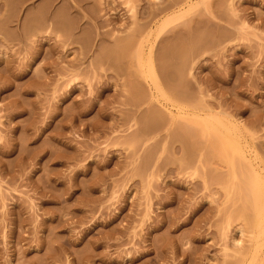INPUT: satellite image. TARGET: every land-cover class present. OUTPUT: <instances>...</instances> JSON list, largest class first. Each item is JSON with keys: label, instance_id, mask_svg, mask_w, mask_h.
<instances>
[{"label": "rangeland", "instance_id": "obj_1", "mask_svg": "<svg viewBox=\"0 0 264 264\" xmlns=\"http://www.w3.org/2000/svg\"><path fill=\"white\" fill-rule=\"evenodd\" d=\"M263 201L264 0H0V264H264Z\"/></svg>", "mask_w": 264, "mask_h": 264}, {"label": "bare ground", "instance_id": "obj_2", "mask_svg": "<svg viewBox=\"0 0 264 264\" xmlns=\"http://www.w3.org/2000/svg\"><path fill=\"white\" fill-rule=\"evenodd\" d=\"M129 37V36H128ZM192 37V36H191ZM126 38H127V36H126ZM185 38V37H184ZM183 38V39H184ZM123 39V38H122ZM197 39V38H196ZM121 40V39H120ZM124 40H125V38H124ZM129 40V39H128ZM200 40V39H199ZM121 41H123V40H121ZM126 41V40H125ZM193 41V40H192ZM117 42H118V40H117ZM124 42V41H123ZM123 42L121 43V45L123 44ZM189 42V41H188ZM119 43V42H118ZM126 43V42H125ZM124 43V44H125ZM178 43V42H177ZM176 43V44H177ZM175 44V43H174ZM176 44H175V46H176ZM190 44V43H189ZM191 44H192V42H191ZM168 45V44H167ZM173 45V44H172ZM114 46H116L115 48H117V45H114ZM193 46V45H192ZM191 45L190 46H188V48L189 47H192ZM119 47V46H118ZM173 47V46H172ZM171 46H170V48H172ZM168 48H169V46H168ZM175 48V47H174ZM181 48V47H180ZM180 48H176L175 50H182V49H180ZM120 49V48H119ZM166 49V48H165ZM165 49H163V50H165ZM194 49V48H193ZM192 49V50H193ZM170 50V49H169ZM168 50V51H169ZM174 50V49H173ZM172 51V50H171ZM138 52H140V51H138ZM170 52V51H169ZM174 52H178V51H173V53ZM180 52V51H179ZM179 52L177 53V55H180V54H182L181 52H180V54H179ZM187 52V51H186ZM190 52V51H189ZM167 53V51L165 50L164 51V53H163V57L162 58H164V57H166V56H164L165 54ZM171 53V52H170ZM169 53V54H170ZM172 53V54H173ZM192 53V52H191ZM168 54V53H167ZM166 54V55H167ZM167 55V56H169L170 57V55ZM185 54V53H184ZM190 54V53H189ZM174 55V54H173ZM187 57H188V53L187 54H185ZM184 55V56H185ZM172 56V55H171ZM184 57V58H187V57ZM150 57V56H149ZM174 57V59L176 60V62H175V60H173L172 58V62H174L175 63V65H176V63L177 64H179V62H180V60H181V58H180V60H177V59H179L178 58V56H173ZM177 59H176V58ZM183 58V57H182ZM166 59V58H165ZM166 60H168V57H167V59ZM166 60H164V61H166ZM183 60V62H184V60L186 61V59H182ZM143 61V60H142ZM179 61V62H178ZM169 62H171V60L170 61H167V63H166V65H167V68H168V65H169ZM171 62V63H172ZM182 62V61H181ZM181 63L182 65H181V68H177V70H182V67H183V65H184V63ZM143 64V63H142ZM146 64V63H145ZM173 64V63H172ZM172 64L170 65L171 66V69H172ZM141 66H143V65H141ZM174 66V65H173ZM180 66V65H179ZM171 69L169 68L168 69V71H171ZM153 72H154V75H155V84H156V87H160L162 84H163V76H161V74L163 73L157 66H156V64H154L153 65ZM173 70V69H172ZM142 72H143V70H142ZM174 72H175V69H174ZM172 74H173V72H171ZM176 74H177V72H175ZM174 73V74H175ZM170 74V73H169ZM181 74V73H180ZM169 76V75H168ZM170 77V76H169ZM172 77V76H171ZM181 77V76H180ZM173 78V77H172ZM174 79V78H173ZM138 84V83H137ZM136 84V85H137ZM183 85H184V83H183ZM141 86V85H140ZM142 87V86H141ZM137 88H139V86L137 87ZM140 89V88H139ZM162 89V88H161ZM163 90V89H162ZM141 91V90H140ZM164 91V90H163ZM178 90H176V92H177ZM138 92H139V90H138ZM142 92H144V91H142ZM180 92V91H179ZM140 93V92H139ZM181 93V92H180ZM179 94V93H178ZM164 95V94H163ZM166 96V95H165ZM167 98H168V96H167ZM170 99V98H169ZM222 145H223V148H224V152H225V156H224V159H226L227 161H230V155H229V152H236V151H238V147L236 146V144L232 141V140H230V141H228V142H225V143H222ZM239 152V151H238ZM237 152V153H238ZM239 154H241L240 152H239ZM246 185H248V184H246ZM246 188H249L248 186H246ZM245 189V188H244ZM246 190V189H245ZM249 190V189H248ZM254 190H255V186H254V184H252V188H251V193L253 194L254 193ZM245 194H247L246 193V191H245ZM250 191L248 192V194H247V198L245 199V201L247 200V201H249L250 200ZM252 194H251V197H252ZM249 195V196H248ZM255 196V195H254ZM251 201V200H250ZM248 203V202H247ZM254 203V202H253ZM247 205V204H246ZM263 210H264V201L260 204V205H256V203H254V208H245L244 207V209H243V216L245 217V219H247L248 221L249 220H251L252 218H253V216L254 215H262L263 214Z\"/></svg>", "mask_w": 264, "mask_h": 264}]
</instances>
